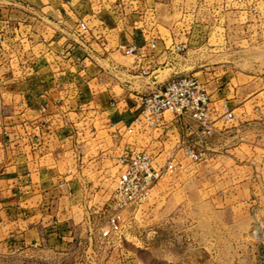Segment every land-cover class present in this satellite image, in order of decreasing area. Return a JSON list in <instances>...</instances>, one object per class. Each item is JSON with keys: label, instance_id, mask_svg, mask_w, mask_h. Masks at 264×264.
I'll return each mask as SVG.
<instances>
[{"label": "crops", "instance_id": "0c3cea01", "mask_svg": "<svg viewBox=\"0 0 264 264\" xmlns=\"http://www.w3.org/2000/svg\"><path fill=\"white\" fill-rule=\"evenodd\" d=\"M165 6L0 0V255L34 248L52 256L47 263L65 264L71 253L91 251L80 241L109 227L119 157L130 149L161 165L189 143L206 161L221 159L222 171L254 172L264 186V78L183 73L182 30L203 25L146 15ZM79 21L89 27L82 36ZM119 45L137 52L125 55ZM186 75L208 90L210 134L170 112L156 129L128 131L142 95ZM110 258L79 264H117Z\"/></svg>", "mask_w": 264, "mask_h": 264}, {"label": "rangeland", "instance_id": "374dc122", "mask_svg": "<svg viewBox=\"0 0 264 264\" xmlns=\"http://www.w3.org/2000/svg\"><path fill=\"white\" fill-rule=\"evenodd\" d=\"M155 2L166 5L164 10L146 15L158 23L203 25L182 30L188 37L179 45L185 48L177 49L183 73L264 78V0ZM167 161L172 167L148 201L127 210L109 236L95 232L80 241L93 245L91 251L73 252L65 264H79L84 257L103 262L111 256L117 264H264V186L255 173L222 171L221 159L174 155ZM134 210L136 221L130 217ZM47 260L52 256L34 248L0 255V264H56Z\"/></svg>", "mask_w": 264, "mask_h": 264}, {"label": "built area", "instance_id": "2783aa9c", "mask_svg": "<svg viewBox=\"0 0 264 264\" xmlns=\"http://www.w3.org/2000/svg\"><path fill=\"white\" fill-rule=\"evenodd\" d=\"M87 32V23L79 21L75 34L82 36ZM151 46L155 47V43ZM184 48L185 46L177 47L178 50ZM118 49L125 55H134L137 52L135 45H119ZM142 72L147 73L145 69ZM141 101V112L134 119L133 125L128 127L129 132L135 127H160L166 112L194 119L202 126L205 135L212 132L209 122L210 96L206 86L194 75L173 78L142 95ZM226 114L232 117L228 108ZM183 150L185 155L194 161L202 159V155L189 143L183 146ZM119 163L122 170L112 194L109 228L102 231L104 236H109L120 227L127 210L137 208L148 201L153 187L163 177L164 171L172 167L171 161L157 165L147 151L139 149L126 151L119 157Z\"/></svg>", "mask_w": 264, "mask_h": 264}]
</instances>
